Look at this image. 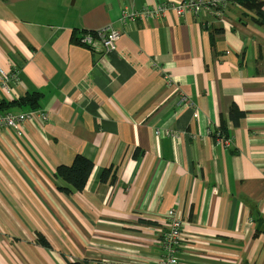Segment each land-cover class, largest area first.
Wrapping results in <instances>:
<instances>
[{
    "label": "crops",
    "instance_id": "obj_1",
    "mask_svg": "<svg viewBox=\"0 0 264 264\" xmlns=\"http://www.w3.org/2000/svg\"><path fill=\"white\" fill-rule=\"evenodd\" d=\"M161 1L0 0V72L14 74L0 101L41 92L0 131V264H159L173 208L180 264H264V26L234 2L119 21ZM109 24L122 32L109 53L73 39ZM223 120L226 148L209 133ZM76 154L94 168L66 193L55 168Z\"/></svg>",
    "mask_w": 264,
    "mask_h": 264
},
{
    "label": "built area",
    "instance_id": "obj_2",
    "mask_svg": "<svg viewBox=\"0 0 264 264\" xmlns=\"http://www.w3.org/2000/svg\"><path fill=\"white\" fill-rule=\"evenodd\" d=\"M229 0H181V1H161L156 5H145L142 9H122L119 21L126 25L132 23L136 19L149 20L152 18L166 17L169 14L181 16L192 14L200 16L207 9H217L218 12H223L226 9ZM121 33L112 25L99 28L95 33H85L81 37V42L92 49L101 46L105 51L110 52L114 49L117 41L120 39ZM171 81L170 76H165ZM12 76L5 71L0 72V87L3 89L9 88V81ZM186 96L181 98V102L186 101ZM37 112L33 110L29 113L15 114L11 111H0V131L3 128L17 127L26 121L32 114ZM218 128L209 131L217 144L228 147L230 145V136L221 134ZM167 135L177 137L180 134L175 131L166 132ZM186 221L173 208L167 213V230L160 235V242L163 248V256L159 264H180L178 258L179 248L184 242L183 227Z\"/></svg>",
    "mask_w": 264,
    "mask_h": 264
},
{
    "label": "trees",
    "instance_id": "obj_3",
    "mask_svg": "<svg viewBox=\"0 0 264 264\" xmlns=\"http://www.w3.org/2000/svg\"><path fill=\"white\" fill-rule=\"evenodd\" d=\"M231 2L238 3L247 11L253 13L252 21L257 25L264 26V0H230ZM80 36H74L73 39L78 41ZM41 92L31 91L21 95L12 100L0 101V111H8L14 106H30L37 109L40 107ZM245 112L241 110L236 104H232L229 110V118L234 125L239 124V120L244 116ZM221 134L229 136V129L227 123L223 120L218 129ZM94 168V162L83 154H76L70 164H59L55 168V176L60 178L65 183L60 188L66 193L80 192L84 190L87 181ZM116 171L114 168H107L102 172L101 181L114 182L116 180ZM152 223V222H151ZM37 241L45 247H50L48 239L40 232H36ZM65 264H89L88 260H70L68 259ZM243 264H251L244 262Z\"/></svg>",
    "mask_w": 264,
    "mask_h": 264
},
{
    "label": "flooded vegetation",
    "instance_id": "obj_4",
    "mask_svg": "<svg viewBox=\"0 0 264 264\" xmlns=\"http://www.w3.org/2000/svg\"><path fill=\"white\" fill-rule=\"evenodd\" d=\"M110 25V24H109ZM108 26V25H107ZM102 27H105V26H102ZM102 27H100V28H102ZM115 28V27H114ZM99 29V28H98ZM98 29H96V30H94V31H86L85 33H88V32H91V33H95ZM118 30V29H117ZM120 31V30H119ZM85 33H83L82 35H80V38L78 39V41L77 42H79V43H81V44H83L84 46H87V45H85L84 43H82L81 42V37L85 34ZM120 33H121V35H122V32L120 31ZM121 37V36H120ZM118 42V41H117ZM117 44V43H116ZM88 47V46H87ZM90 48V47H89ZM116 48V45H115V47H114V49ZM92 49V48H91ZM113 49V50H114ZM93 50H103V52H106V53H109V52H107V51H105V49H103L100 45L99 46H97V48L96 49H93ZM113 50H111V51H113ZM110 51V52H111ZM10 75L12 76V79L14 78V74H12V73H10ZM11 80V79H10ZM10 82V81H9ZM15 99V98H14Z\"/></svg>",
    "mask_w": 264,
    "mask_h": 264
},
{
    "label": "rangeland",
    "instance_id": "obj_5",
    "mask_svg": "<svg viewBox=\"0 0 264 264\" xmlns=\"http://www.w3.org/2000/svg\"><path fill=\"white\" fill-rule=\"evenodd\" d=\"M231 1L229 0V3H230ZM229 3H228V5H229ZM227 5V6H228ZM227 8V7H226ZM166 75H168V74H165V72H164V76H166ZM168 76H170V75H168ZM166 78V77H165ZM168 213V212H167Z\"/></svg>",
    "mask_w": 264,
    "mask_h": 264
},
{
    "label": "bare ground",
    "instance_id": "obj_6",
    "mask_svg": "<svg viewBox=\"0 0 264 264\" xmlns=\"http://www.w3.org/2000/svg\"><path fill=\"white\" fill-rule=\"evenodd\" d=\"M165 17V16H164Z\"/></svg>",
    "mask_w": 264,
    "mask_h": 264
}]
</instances>
